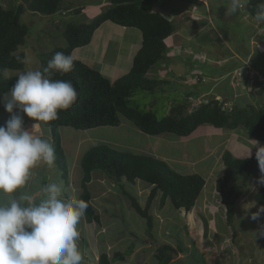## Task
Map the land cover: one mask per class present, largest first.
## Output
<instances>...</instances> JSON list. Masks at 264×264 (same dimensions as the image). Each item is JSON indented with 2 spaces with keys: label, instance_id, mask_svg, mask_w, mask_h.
Returning a JSON list of instances; mask_svg holds the SVG:
<instances>
[{
  "label": "rangeland",
  "instance_id": "374dc122",
  "mask_svg": "<svg viewBox=\"0 0 264 264\" xmlns=\"http://www.w3.org/2000/svg\"><path fill=\"white\" fill-rule=\"evenodd\" d=\"M164 1L167 2L160 0L156 3L161 5ZM177 3H182L184 8L181 9ZM177 3L174 9L182 10V14L170 18L174 21L175 28H179L182 21L187 25L188 28L182 30L181 34L195 44L190 48V44L183 47L176 52L177 56L170 50L167 60L155 65L149 72L151 75L147 76L163 84L154 94L138 92L132 99L133 104L143 110L154 111L159 118L168 116L172 108H179L181 112L178 116H185L202 103L214 99L226 102L224 106L230 112L238 109L237 107H264V22L257 21L247 14V0H244V6L234 14H227L230 0H185ZM0 4L8 8L15 4H25V0H0ZM68 4L76 7L78 13L72 11L70 15L67 13L68 16L63 14L60 17L59 14L45 16L25 10L22 22L27 26L29 33L25 45L18 50V53H25L22 71L32 69L29 65L39 68L41 53H48L57 47H66L62 33L65 24L90 23L97 17L95 7L102 3L101 0L64 2V5ZM169 4L174 6L172 1ZM155 8L151 10L156 11ZM202 40L203 45L196 47V42L200 46ZM187 49L191 51L190 56H182ZM170 67L175 72L171 71ZM188 67L195 68V71L189 70ZM22 71H8L7 78H13V75ZM204 85L208 88L205 92L203 90L204 93L200 96L201 91L198 90L204 89ZM189 96L194 100H187ZM175 102L180 104L175 106ZM0 118H3L0 119V125L10 119L2 102ZM26 120L28 118L25 117V122ZM36 133L34 131L33 135L37 136ZM59 133L67 149V165L79 177L82 175V167L80 163V173L78 162L84 154L93 147L112 142L118 150L127 151L128 144L137 154L166 157L180 173L192 174L201 171L209 183L204 193H201L196 208L191 211H194V214L189 215V222L180 212L169 214L160 208L152 211V215H157L158 226L154 220L150 235L145 220L132 208L121 189L104 174L94 173L91 186L92 204L101 217V222L89 224L83 217L78 225L80 238L77 243L84 254L85 264H99L101 254H107L110 259L115 253L127 251L128 255L132 243L135 245L133 253L126 256L125 263L119 261L116 264H158L156 250L168 243L178 251V255L174 256L170 264H264V236L260 235L264 215L258 221L251 219L252 214L261 206L254 197L264 184L253 180L243 182L240 177L232 183L234 189L241 192L236 202L232 228L225 222V210L215 190V184L223 174L215 176L213 171L218 174L221 169V173H224L222 157L225 151H230L235 157L240 156L239 158L251 156L250 150L244 151L246 147L242 146L241 150L237 148L238 144L233 139L235 134L247 135L244 129L232 131L205 124L190 137L172 134L149 136L122 118V125L118 128H96L88 131L64 128ZM251 141L249 142L254 145L258 143L259 146H264L263 142ZM51 173L58 175L56 170H48L50 177ZM70 178L72 185L65 189V195H76L79 198L82 192L80 182L75 181L74 176ZM32 179L33 185L39 188L32 194L38 202L41 191L39 184L35 182L37 178L34 171ZM124 183L125 190L144 206L149 190L143 189V182L135 186L128 184L126 180ZM211 193L213 197L208 200L207 195ZM252 204L255 206L251 207ZM205 223L208 224L207 228ZM197 233L200 235V243L194 246L193 237ZM180 246L184 251L179 249Z\"/></svg>",
  "mask_w": 264,
  "mask_h": 264
},
{
  "label": "trees",
  "instance_id": "16d2710c",
  "mask_svg": "<svg viewBox=\"0 0 264 264\" xmlns=\"http://www.w3.org/2000/svg\"><path fill=\"white\" fill-rule=\"evenodd\" d=\"M65 0H25V4H15L5 8L0 4V70H20L25 53H18L25 45L29 30L21 21L22 15L28 9L33 13L54 16L60 13ZM155 0H110L111 6L98 15L93 21L85 24L68 22L64 26L63 37L66 47H57L48 53L39 55L40 69L56 52L70 54L75 49L91 43L95 31L105 22L110 21L122 27L135 28L142 33L143 43L136 54L128 73L110 81L99 71L92 69L83 62L74 59L73 71L67 74L53 73V79L69 80L73 83L79 96L77 103L69 110L59 114V118L49 126L52 145L56 154V166L61 172L65 186L69 185V169L66 155L62 147L60 129L73 128L88 131L96 128L122 125V118L132 123L140 132L149 136L172 134L178 137H190L202 125L208 124L217 129L236 130L242 128L248 137L264 143V107H237L232 112L217 100L202 103L185 116H178L179 108H172L170 114L159 118L154 111L141 109L134 105L132 99L138 92L154 94L163 82L147 77L149 71L158 63L167 60L169 47L166 40L175 32L173 22L159 13L151 10ZM264 0H247L246 12L254 18L258 5ZM184 56V54L182 55ZM191 71L195 68L190 67ZM15 82V77H0V93H6ZM195 93V92H193ZM192 96L186 98L190 100ZM194 99V98H193ZM175 106L180 103L175 102ZM224 173L217 180L215 190L226 215L229 228L234 225L236 202L241 196L232 183L237 177L248 182L259 183L264 173L261 172L255 154L250 158H237L230 151H225L222 157ZM81 167L83 176L80 184L82 192L80 199L88 203L84 215L87 223L101 222L92 204V193L89 184L93 173H102L119 187L130 201L132 208L142 217L148 233L154 228L155 215H152V204L160 194L159 208H164L169 199L177 212L188 219L189 213L206 185V180L199 174L185 175L177 172L166 161L149 154H137L112 148L108 145H98L84 154ZM124 180L130 185L137 181L149 185L147 202L143 208L139 201L125 190ZM255 201L264 205V186L255 195ZM189 223H187V228ZM207 228L208 224L205 223ZM200 235L193 237V245L198 246ZM134 243L129 247V254L115 253L112 259L107 254H101L99 264H116L124 261L134 251ZM184 251L182 246L179 247ZM178 251L170 245H162L156 250L158 264H170Z\"/></svg>",
  "mask_w": 264,
  "mask_h": 264
},
{
  "label": "clouds",
  "instance_id": "9594fccd",
  "mask_svg": "<svg viewBox=\"0 0 264 264\" xmlns=\"http://www.w3.org/2000/svg\"><path fill=\"white\" fill-rule=\"evenodd\" d=\"M243 6L244 0H230L227 14ZM254 19L264 22V3L258 5ZM73 67L70 54L56 52L43 70L19 72L10 90L0 93L10 116L0 125V264H85L77 243L78 225L89 205L76 195L66 196L62 181L43 186L38 202L29 193L34 169L40 164L54 169L56 154L47 139L24 126L25 117L34 127L50 125L77 103L73 83L52 78L53 73L67 74ZM7 76L8 69L0 70V77ZM255 156L264 173V146L257 148ZM259 183L264 184V176ZM262 215L264 205L251 219L258 221ZM260 235L264 236V225Z\"/></svg>",
  "mask_w": 264,
  "mask_h": 264
},
{
  "label": "crops",
  "instance_id": "0c3cea01",
  "mask_svg": "<svg viewBox=\"0 0 264 264\" xmlns=\"http://www.w3.org/2000/svg\"><path fill=\"white\" fill-rule=\"evenodd\" d=\"M65 1L69 2L70 0H65ZM159 1L160 0H155L152 8L156 7L155 8L156 11H153V12L163 15L164 17H166L168 20H170L174 24V21L170 17L171 16H175L176 17L177 15L179 16V15L182 14V10L179 11V10L174 9L175 4L177 2L185 1V0H178L177 2L175 0L174 1L173 0H166L167 2L164 1V3H162L161 5L156 3V2H159ZM171 1L174 3V6H171L169 4V3H171ZM64 2L62 4L61 11L59 13L60 17L63 14H67V13L70 15L72 11L74 13H78V10L76 9V7H73L70 4L64 5ZM101 3L102 4H98L95 7V15L96 16L100 15L103 10L105 11V9L107 10V8H109L111 6L110 0H101ZM177 4L181 7V9L184 8L182 3H177ZM68 14H67V16H68ZM21 21H22V18H21ZM72 23H74V22H72ZM78 24H80V23H78ZM83 24H85V23H83ZM186 28H188L187 25L182 21L180 23V25H179V28H175L174 34L166 40V41H169V43H168L169 45L167 43L166 44L169 47V51L171 50V51L174 52V56H177L176 52L179 51L180 49H182L183 47H188V45L190 44V46H189V48H190L191 46H193L195 44L194 41L192 42L191 40H189L188 38H186L184 35L181 34L182 30H184ZM63 30H64V27H63ZM63 30H62V33H63ZM142 43H143V37H142V33L139 30H137L135 28L122 27L120 25H117L115 23L107 21L104 24H102L95 31L91 43L89 45H87V46L75 49L73 51V53H72V57L74 59H76V60H79V61L83 62L84 64H86L87 66L91 67L92 69L99 71L103 76H105L109 80L114 81L117 78L125 75L126 73H128L130 71V69L132 67L133 60H134L136 54L138 53V51L140 50V48L142 46ZM201 43H204V41L202 40L200 42V44ZM202 45L203 44H201L199 46L197 44V42H196V47H201ZM26 47H28V45ZM170 47L171 48L173 47V48L170 49ZM179 47H181V48H179ZM189 54H191V51H188V49H187L185 51L184 55L190 56ZM164 61H162V62H164ZM29 67L32 68V69H37L38 68V67L35 68V65L34 66L33 65H29ZM24 68H25V66H24ZM39 68H40V66H39ZM22 69L14 70V71L13 70H8V71L9 72H17V71H22ZM188 69L191 70L189 67H188ZM170 70L175 72V70L172 67H170ZM150 75L151 74L148 73L147 76H150ZM16 76L17 75H13L12 77H16ZM196 78H197V76H196ZM207 88L208 87L205 86L204 89L200 88L198 90V92L201 91V93H199L200 96L203 95V93L206 91ZM203 90H204V92H203ZM0 119H3V118H0ZM26 121L27 122H25L24 126L26 128H28L29 131L32 134L35 131V132H37L35 135L40 136L41 138L47 139L52 144V139H51V135H50V129H49L48 125L47 126H41V125L37 124V126L34 127L33 126L34 122L30 121L29 119L26 120ZM104 128H108V127H104ZM62 129H64V128H61L60 131H62ZM232 131H234V130H232ZM49 135H50V137H49ZM235 135H233V139L238 144L237 148H239L241 150V148L246 147V148H244V151L246 149L250 150L251 156H253L256 153V150H257L258 147H261V146L258 145V143H255V145L250 143L249 141H251V140L253 141L254 139L248 137L247 135H245V133L242 134L241 136H238V135L235 136ZM61 142H62V147L64 149L65 155H67V149H66V146H65L62 138H61ZM104 144L105 145H109L112 148H115V146H116L112 142H106ZM130 146L131 145L126 144V147L129 148V149H127V151H132V152L135 153V151H133L130 148ZM251 147H253V149H251ZM169 153H170L169 155H171L172 151H170ZM153 156L156 157V155H153ZM239 157H237V158H239ZM82 158H81L80 162H78V168L80 170V173H81L80 163L82 161ZM159 159H162V160L166 161L173 169H175L171 165V163H169V161L166 160V157H160ZM66 161H67V156H66ZM68 169H69V185L68 186H65L64 180L61 177V172H60V170H59V168L57 166H55L54 169H50L44 164H40V165L37 166L36 169H34V174L36 175V178H37V181H35V182H37L39 184V187L41 189L43 186H45L47 183H49L51 178H52L51 182H60V181H62L63 185H64V189H68L72 185V178H70V176L71 177L74 176V180L78 181V183L80 182L79 183V185H80L81 184V180H82V176H83V171H82V175H80V177H79V175L74 170L72 171L71 167L69 168V166H68ZM48 170H56V171H58V175L55 176V175H52V173H51V177H50L48 175ZM177 172H178V170H177ZM210 173H212V171ZM181 174L190 175V174H187V173H184V172H181ZM192 174H199L206 180V185H205V187H204V189L202 191L204 193L205 188H206L207 183H208L207 178H205V176L203 175V173L201 171H200V173H198V172L196 173L195 172V173H192ZM213 174L215 176H217L219 174L221 175V174H223V171L221 173V169H220V172L218 174H215L214 171H213ZM93 180L89 184L90 190H91V186L93 184ZM139 182L140 181H137V183H139ZM212 182H214V181H212ZM212 188H214V186L211 187V189ZM38 189H39L38 187L33 185V179L31 177V179L29 181V186H28L29 193L30 194H34L36 192V190H38ZM143 189L144 190H149V192H150L151 187L149 185H145V186H143ZM136 194H137V192H136ZM207 196H208L207 197L208 200H210V198L213 197L212 193H211V195L208 194ZM41 197H42V193H41ZM157 197L158 198H156L155 201L152 204V211L157 210L159 208L160 194ZM197 203H198V201H197ZM145 205L144 206L141 205V206H143V208H144ZM194 208H196V207H194ZM162 211L168 212L169 214L177 213V211L174 209V207H173V205H172V203H171V201L169 199L166 201V204H165L164 208H162ZM193 212H190L189 215L192 216V214H194ZM156 220L158 222L157 215H155V224H156V226H158V223L156 222ZM190 220H191V218H189V221ZM167 245L172 246L169 243ZM126 260H127V258L124 261H126ZM124 261H122V262L125 263Z\"/></svg>",
  "mask_w": 264,
  "mask_h": 264
},
{
  "label": "built area",
  "instance_id": "2783aa9c",
  "mask_svg": "<svg viewBox=\"0 0 264 264\" xmlns=\"http://www.w3.org/2000/svg\"><path fill=\"white\" fill-rule=\"evenodd\" d=\"M193 98H191V100H192ZM194 100V99H193ZM199 100V99H198Z\"/></svg>",
  "mask_w": 264,
  "mask_h": 264
}]
</instances>
